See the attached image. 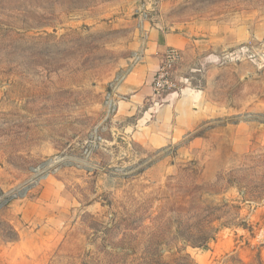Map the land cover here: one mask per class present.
<instances>
[{"label":"rangeland","instance_id":"rangeland-1","mask_svg":"<svg viewBox=\"0 0 264 264\" xmlns=\"http://www.w3.org/2000/svg\"><path fill=\"white\" fill-rule=\"evenodd\" d=\"M151 27L207 116L158 148L114 96ZM0 264H264V0H0Z\"/></svg>","mask_w":264,"mask_h":264},{"label":"crops","instance_id":"crops-1","mask_svg":"<svg viewBox=\"0 0 264 264\" xmlns=\"http://www.w3.org/2000/svg\"><path fill=\"white\" fill-rule=\"evenodd\" d=\"M147 39L144 58L117 83L114 96L121 98L119 109L116 108L118 113L126 119L134 117L136 124L142 127L136 130L135 136L151 148H158L193 131L207 116L193 107L194 102L200 106L203 103L198 101L199 94L191 89L170 92L162 103L153 104L151 81L164 50L167 47L185 49L188 39L181 33L155 27L150 28Z\"/></svg>","mask_w":264,"mask_h":264},{"label":"built area","instance_id":"built-area-1","mask_svg":"<svg viewBox=\"0 0 264 264\" xmlns=\"http://www.w3.org/2000/svg\"><path fill=\"white\" fill-rule=\"evenodd\" d=\"M181 57L180 50L174 47H167L160 60V64L155 71L151 81L154 96H160L163 92L179 89L173 78V69Z\"/></svg>","mask_w":264,"mask_h":264}]
</instances>
